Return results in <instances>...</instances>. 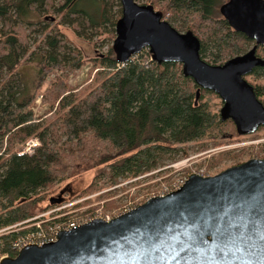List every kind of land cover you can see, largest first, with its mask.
<instances>
[{"label":"trees","instance_id":"obj_1","mask_svg":"<svg viewBox=\"0 0 264 264\" xmlns=\"http://www.w3.org/2000/svg\"><path fill=\"white\" fill-rule=\"evenodd\" d=\"M81 1L0 0V230L7 229L0 235V255H16L12 243L36 230L29 219L50 208L55 185L71 181L83 167L94 175L75 197L139 180L186 158L189 149L203 153L245 137L235 134L231 121L219 120L218 97L183 77L180 65H157L147 49L117 63L111 43L120 17L118 0H92L98 6L94 17L78 7ZM134 1L160 12L177 32L190 31L198 40L199 58L209 65H220L252 46L219 15L222 0ZM63 26L87 41L103 36L105 51L84 59L61 33ZM255 56L264 61V45L256 47ZM26 62L37 69L28 85L18 72ZM86 64L85 79L70 87L68 79ZM244 80L264 105V65ZM38 96L45 109L35 116ZM29 140L37 146L31 154H20ZM230 153L220 152L206 167L242 152Z\"/></svg>","mask_w":264,"mask_h":264},{"label":"water","instance_id":"obj_2","mask_svg":"<svg viewBox=\"0 0 264 264\" xmlns=\"http://www.w3.org/2000/svg\"><path fill=\"white\" fill-rule=\"evenodd\" d=\"M120 17L111 49L119 64L147 49L157 65L175 63L197 88L221 102L218 117L235 134L264 128V105L244 80L264 61V0H227L219 15L252 42L220 65L199 58L190 32H177L160 12L134 0H118ZM198 89L195 91V98ZM64 188L48 199L62 202ZM0 264H264V159H249L207 177L194 173L176 191L152 198L108 222L94 219L60 231L55 241L27 245Z\"/></svg>","mask_w":264,"mask_h":264},{"label":"rangeland","instance_id":"obj_3","mask_svg":"<svg viewBox=\"0 0 264 264\" xmlns=\"http://www.w3.org/2000/svg\"><path fill=\"white\" fill-rule=\"evenodd\" d=\"M222 1L226 2L227 0H222ZM78 7L82 9L83 11H85L87 14L91 15L92 17L96 16V13L98 12V6L92 0H82L79 3ZM45 17L46 16L44 15V17H42L41 20ZM32 19L34 20L37 18L33 16ZM51 23H53V21ZM60 31L72 46L80 50L81 55L84 59H91L95 56H99L105 51L106 46L105 45L101 46V40L103 39V36L93 37L92 40L87 41L84 39L77 38L68 28L64 26L60 27ZM88 67H89V64H86L85 67L81 68L72 77H70L67 81L68 85L70 87L79 85L85 79L86 71ZM36 70L37 69L35 68V66L33 64H30L29 62L22 64V67L18 69V72L24 84L26 85L29 84L31 77L36 72ZM26 88H28V86H26ZM44 109L45 107L42 106L41 104L35 105L33 107V113L35 116H40L42 112L44 111ZM254 135L255 136L250 137V139H262L264 137V128L256 131ZM244 138L249 139V135L243 138L237 139V140L241 141ZM223 145H226V144H223ZM24 147H25V143L22 145L20 151H22ZM258 151L261 152V150H258V149L255 150L253 147L242 148L236 152L228 151V152H231L230 155L232 153L234 154L239 153V152H242V153H240V155L237 156L235 159H230V158L224 159L220 164L214 167L207 168L206 167L207 160L213 158L219 153L204 154L206 151L203 153H196V152H193L192 149H189L188 156L186 158H181L177 160L176 162L169 164V165L177 164L178 165L177 167L175 166L172 168V167H169L168 165H165L163 167H160L158 170H155L149 174L143 175L142 178L139 180L134 179V181L120 182L117 185H115L116 187L115 186L111 188L103 187L100 189V191H96L95 193L92 192L88 196L75 197L77 193H79L83 188H85L88 185V183L90 182L91 178L94 175V171L92 169H90L89 167H83L78 171V174L76 175V177L72 179L71 181L67 182L66 184L58 183L55 185L54 187L55 191L52 195H50V197H54L64 187L68 188V194L64 196V199L62 200V202L58 205H53V206L50 205V208L45 209L44 211L38 212L36 215L46 213L52 210L53 207H56L59 205L60 206L67 205L66 206L67 208H65L64 210L69 208L66 211L67 213H70L71 211L75 210L73 208L76 205L83 203L85 201H88V200H93L97 196L106 193V197L104 199H101L98 202H91L85 206H82V208L75 210V212L76 211L82 212V215L83 214L85 215L87 214V213H83L85 210L89 208H94L91 212L99 211L98 213L100 214L114 216L116 213H118L119 211H121L122 209L128 206L130 207L138 203H141L145 199V196L148 194L161 193L160 191L162 188H165V187L171 188L173 185H178V183H182L189 174L194 173L201 177L213 176L226 168L235 166L246 160L260 159V158L251 157L253 153H256ZM256 156L259 157V155H256ZM77 200H82V201L78 204L76 203L72 205V203H74ZM106 203H112V205L109 207H104V204ZM74 217L76 216L74 215ZM44 227L45 228H42V229L46 231L50 237L51 233H49L48 228H50L51 225H46Z\"/></svg>","mask_w":264,"mask_h":264},{"label":"built area","instance_id":"obj_4","mask_svg":"<svg viewBox=\"0 0 264 264\" xmlns=\"http://www.w3.org/2000/svg\"><path fill=\"white\" fill-rule=\"evenodd\" d=\"M35 105H39L40 103V96H38L35 101H34ZM37 146V142L35 140H29L25 143V147L24 149L20 152V154H31L32 149L34 147ZM246 147H253L255 150H261L253 153L251 155V157L253 158H260V159H264V137L262 139H247L244 138L243 140H234L231 143H228L226 145H223L221 147L215 148V149H210L208 151H206L204 154H213V153H220V152H228V151H238L242 148H246ZM256 155H259V157H257ZM184 163V162H183ZM169 167H177V164H173V165H168ZM167 166V167H168ZM141 177H139V179H141ZM186 179H184L185 181ZM184 181L182 183H178V185H173L171 188H162L161 189V193H153V194H148L145 196V199L141 202L138 203L134 206H128L124 209H122L121 211H119L118 213H116L114 216L112 215H103L98 213L99 211H93L89 214H79L80 212H75V210L71 211L70 213H67L66 210H64L65 208H67V205H62V206H56L53 207L52 210L43 213V214H39L34 216L33 218L29 219L30 222H33V226L36 229L34 232L27 233L25 234L24 237H20L17 241H15L14 243H12L11 245V249L13 251H15V253H17L20 249H22L24 246L27 245H35V246H42L45 244H48L50 242L55 241V236L58 232L60 231H67V230H71V229H75L78 226H81L83 224H86L88 222H90L91 220L94 219H100L104 222H108L111 219L120 216L122 214H125L131 210H134L136 207H138L139 205H141L142 203L155 198V197H163L166 196L176 190H178L184 183ZM116 187V186H115ZM169 189V190H168ZM82 200H77L74 203H72V205L74 204H78L80 203ZM100 214V215H99ZM66 215H71L70 218L65 219L63 222L60 221L59 223L54 224L53 226H51L50 228H48L49 233H51L50 237L48 235V233L46 231H44L42 228V224L47 223L48 221H51L53 219H61L63 220L64 217ZM74 215L76 217H74ZM27 228V227H26ZM7 229H3L0 230V235L2 233H4ZM3 258H7L6 255H0V260Z\"/></svg>","mask_w":264,"mask_h":264},{"label":"flooded vegetation","instance_id":"obj_5","mask_svg":"<svg viewBox=\"0 0 264 264\" xmlns=\"http://www.w3.org/2000/svg\"><path fill=\"white\" fill-rule=\"evenodd\" d=\"M68 194V188L64 187V193H63V196L62 198L64 199V196Z\"/></svg>","mask_w":264,"mask_h":264}]
</instances>
